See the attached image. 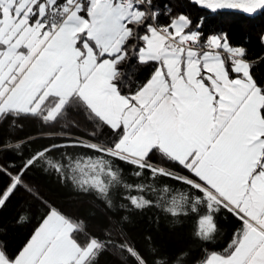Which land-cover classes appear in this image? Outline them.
Masks as SVG:
<instances>
[{
  "label": "snow or ice",
  "instance_id": "1",
  "mask_svg": "<svg viewBox=\"0 0 264 264\" xmlns=\"http://www.w3.org/2000/svg\"><path fill=\"white\" fill-rule=\"evenodd\" d=\"M193 2L213 12L264 11V0ZM159 16L153 0H0V120L38 117L55 127L77 109L97 130L108 127L114 134L107 144L52 143L15 174L0 165L10 181L0 188V208L20 188L41 199L23 180L41 161L109 206V193L121 186L138 193L128 197L133 207L152 206L145 194L157 189L124 183L115 163L121 161L137 177L148 173L185 185L159 189L168 198H158L157 206L166 204L173 216L203 212L201 239H213L221 210L239 221L227 247L202 264H264V82L254 78L245 48L233 46L226 34L206 36L184 14L167 24ZM133 58L154 71L126 90L121 67ZM19 147L8 143L0 151ZM67 148L95 155L62 153L67 163L50 158ZM157 154L160 163L177 164L188 175L158 166ZM41 202L47 211L30 240L15 253L0 244V264H99L110 249L126 253L132 264H182V256L170 262L155 248L142 253L111 232L101 239L83 221Z\"/></svg>",
  "mask_w": 264,
  "mask_h": 264
},
{
  "label": "trees",
  "instance_id": "2",
  "mask_svg": "<svg viewBox=\"0 0 264 264\" xmlns=\"http://www.w3.org/2000/svg\"><path fill=\"white\" fill-rule=\"evenodd\" d=\"M159 9V23L167 24L171 17L179 14L188 16L193 27L202 25L201 31L206 36L226 34L233 46L246 50V59L252 62L254 78L264 82V11L251 16L234 12H210L193 3L192 0H153ZM124 73L122 85L134 89L150 78L154 67L150 64L137 63L135 58L121 67ZM95 132L93 138L90 133ZM82 139L85 142L107 144L114 139V134L108 127L99 130L89 122L85 114L73 109L67 117L55 127L45 124L38 117H21L13 121L11 118L0 120V145L19 144V149L0 151V165L15 172L25 160L52 143L65 144L72 140ZM62 153L75 157L95 155L84 148H67L54 150L50 158L54 161L67 163ZM153 162L158 166L168 168L180 175L188 172L174 163H160L157 154ZM122 170L123 182L127 184H152L157 192L146 193L147 199L153 201L152 206L137 209L129 202V195H138L135 190L117 187L109 193L111 206L97 195L96 192H81L71 181L62 180L45 161L37 163L23 175L24 183L38 193L40 200L35 199L24 188H20L0 208V244L10 252L15 253L30 240L35 229L46 214L47 208L41 202L56 207L66 215L84 222L87 229L101 239L111 232L116 240L127 239L142 253L148 254L155 248L160 255L174 262L182 256V264H202L212 252H221L230 243L233 233L239 228V221L228 211L221 210L215 214L214 221L217 230L212 240H203L197 235L200 215L187 211L186 214L173 216L165 210L166 204L157 200L167 194L159 191L164 186L184 190L185 185L168 178L158 177L153 180L148 173L144 177L133 175L135 169L121 161L115 162ZM14 166V167H13ZM9 178L0 175V188L9 183ZM23 217L22 220L18 218ZM123 232V236L117 235ZM150 238V239H149ZM126 253L110 249L99 257V264H132L131 259H125Z\"/></svg>",
  "mask_w": 264,
  "mask_h": 264
},
{
  "label": "water",
  "instance_id": "3",
  "mask_svg": "<svg viewBox=\"0 0 264 264\" xmlns=\"http://www.w3.org/2000/svg\"><path fill=\"white\" fill-rule=\"evenodd\" d=\"M192 2H193V0H192ZM193 3H194V2H193ZM195 4H196V3H195ZM197 5H198V4H197ZM198 6H199V5H198ZM199 7H201V6H199ZM201 8H203V7H201ZM203 9L208 10V9H206V8H203ZM208 11L213 12V11H211V10H208ZM216 12H221V13H225V12H234V13L244 14V15H247V16H251V15H255V14L259 13V12H257V13H255V14H248V13L243 12L242 10H219V11H216Z\"/></svg>",
  "mask_w": 264,
  "mask_h": 264
},
{
  "label": "built area",
  "instance_id": "4",
  "mask_svg": "<svg viewBox=\"0 0 264 264\" xmlns=\"http://www.w3.org/2000/svg\"><path fill=\"white\" fill-rule=\"evenodd\" d=\"M177 174V173H176ZM180 175V174H179Z\"/></svg>",
  "mask_w": 264,
  "mask_h": 264
}]
</instances>
